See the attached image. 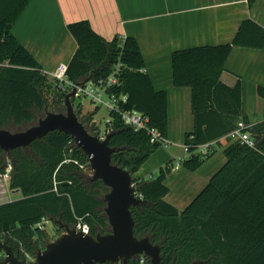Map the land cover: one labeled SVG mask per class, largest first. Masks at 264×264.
<instances>
[{"label":"trees","instance_id":"1","mask_svg":"<svg viewBox=\"0 0 264 264\" xmlns=\"http://www.w3.org/2000/svg\"><path fill=\"white\" fill-rule=\"evenodd\" d=\"M30 1L0 2V62L9 64L0 67V125L13 132L36 124L48 111L66 112L65 97L71 92L45 73L12 32ZM68 28L78 47L68 64L67 80L80 85L96 82L118 69L119 83L110 92L127 95L121 108L149 117V126L167 139L168 94L155 90L138 40L107 39L88 20ZM234 46L264 49V27L246 19L231 43L179 49L172 55L174 85L192 90L194 129L185 135L189 155L181 165L199 169L214 154L213 149L200 153V148L228 138L239 122L249 125L244 131L255 142L250 146L230 141L224 151L226 163L185 209L165 199L172 161L160 168L156 178L135 176L164 143L153 141L147 129L127 125L118 112H108L105 128L116 149L112 160L133 175L137 196L144 201L132 207L135 235L161 246L162 264H264V121L251 125L244 113L240 79L234 85L222 80ZM47 85H54L53 93L46 92ZM258 95L264 98L263 86ZM100 108L84 115L81 104L75 108L93 135L102 130L94 121ZM8 171L11 188L19 189L22 198L0 205V242L25 264H33L37 253L65 231L60 223L75 228L81 220L94 236L111 232L104 201L110 189L102 180H93L88 156L70 135L56 130L9 153L0 147V178ZM44 218L58 230L55 237L39 226ZM4 259L0 250V264ZM126 264H151V259L141 255Z\"/></svg>","mask_w":264,"mask_h":264},{"label":"crops","instance_id":"2","mask_svg":"<svg viewBox=\"0 0 264 264\" xmlns=\"http://www.w3.org/2000/svg\"><path fill=\"white\" fill-rule=\"evenodd\" d=\"M246 19L264 27V0H31L12 32L49 76L68 65L78 47L70 23L88 20L107 39L138 40L155 90L168 94V135L135 176L156 178L172 161L165 199L183 210L226 163L224 151L232 138L202 146L200 153L213 149L214 154L196 171L181 165L189 155L185 135L194 129L192 90L174 85L172 55L179 49L231 43ZM239 79L251 125L264 121V98L258 95V87H264V49L234 46L222 80L234 85ZM9 171L0 178V205L22 198L19 189L11 188Z\"/></svg>","mask_w":264,"mask_h":264},{"label":"water","instance_id":"3","mask_svg":"<svg viewBox=\"0 0 264 264\" xmlns=\"http://www.w3.org/2000/svg\"><path fill=\"white\" fill-rule=\"evenodd\" d=\"M74 89L65 97L66 112H46L45 116L27 129L16 132L0 125V147L6 152L30 146L58 130L70 135L76 145L88 156L94 171L93 180H102L110 190L105 195V213L111 232L96 236L60 223L64 232L40 250L33 264H103L106 262L125 264L136 256H147L151 264H162L161 246L148 237L135 235V220L132 207L144 201L137 196L133 175L112 160L116 149L111 147V134L105 139L91 134L76 114L72 98ZM5 254L2 264H25L5 242H0Z\"/></svg>","mask_w":264,"mask_h":264},{"label":"built area","instance_id":"4","mask_svg":"<svg viewBox=\"0 0 264 264\" xmlns=\"http://www.w3.org/2000/svg\"><path fill=\"white\" fill-rule=\"evenodd\" d=\"M8 63H2L0 62L1 66H8ZM67 67L68 65H60L55 73H53V77L59 80L61 87L65 89L66 87H70L69 91H72L74 89L77 90V96H85L88 97L91 102L95 106L105 107L108 112L116 111L118 112L123 121L135 128L136 130L140 129H147L151 135L153 141L159 140L162 141L164 144L167 143V139L162 137L160 131L156 128L149 126V117L145 116L143 113L137 111V110H125L122 109L121 103L127 102V95L118 96L116 94H113L110 92V89L117 85L118 82V69L115 70V72L106 78L99 79V81H90L85 84H75L71 81L67 80ZM249 127V125L244 124L243 122H239L237 128L230 133V137L232 140L236 141L239 140L243 143H247L250 146H254L255 142L252 139L249 132L244 131ZM109 133L107 128L104 130H101L100 134L98 135L101 139H105L106 135ZM163 144V145H164ZM204 147L210 146L209 144L203 145ZM187 151V148H186ZM142 198V197H140ZM49 222L46 218L42 220V222L39 224L41 228H45L46 224ZM75 229L79 231H83L85 233H90V227L88 224L83 223L81 220L78 221V224L76 225Z\"/></svg>","mask_w":264,"mask_h":264},{"label":"rangeland","instance_id":"5","mask_svg":"<svg viewBox=\"0 0 264 264\" xmlns=\"http://www.w3.org/2000/svg\"><path fill=\"white\" fill-rule=\"evenodd\" d=\"M53 88L54 85H52V87H49V85H47L46 92L49 94L53 93ZM80 104L83 107L82 115L86 114L87 112H93L95 110V105L91 102V100L88 97L85 96L75 97L74 107L76 108ZM107 117H108V110L105 107L100 108L95 114L94 121L96 124H98L101 127L102 130H104L106 127ZM20 195L22 196V193H20ZM46 228L51 234V237H55L59 233L58 230L55 228V225L51 221H49L46 224Z\"/></svg>","mask_w":264,"mask_h":264}]
</instances>
